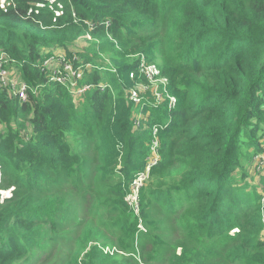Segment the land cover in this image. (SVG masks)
Here are the masks:
<instances>
[{
    "label": "trees",
    "instance_id": "obj_1",
    "mask_svg": "<svg viewBox=\"0 0 264 264\" xmlns=\"http://www.w3.org/2000/svg\"><path fill=\"white\" fill-rule=\"evenodd\" d=\"M0 51L27 85L0 89V264H264V0H14ZM149 66L164 101L136 105Z\"/></svg>",
    "mask_w": 264,
    "mask_h": 264
},
{
    "label": "built area",
    "instance_id": "obj_2",
    "mask_svg": "<svg viewBox=\"0 0 264 264\" xmlns=\"http://www.w3.org/2000/svg\"><path fill=\"white\" fill-rule=\"evenodd\" d=\"M13 1L14 0H0V7L6 8L12 6ZM86 38L89 39V36H86ZM6 66L8 68H6ZM44 67L48 69V72H50V76L53 79H55L58 83H61L62 85L69 88L73 94L80 95L85 91L89 90V86H83L81 88L76 87V82L80 80L81 73L79 72L78 69L73 68V66L69 63V61L65 59L63 55H61L60 51H55V53L51 54L46 59ZM147 68L148 67L145 68L144 74L146 79L150 80L151 72ZM61 74H66V78H62ZM142 87H145V89L142 88L143 91H146L148 88H150L149 85ZM0 89H5L10 95L16 96L21 102H24L26 99V92H27L26 83L13 70L8 57L1 51H0ZM152 91L154 92L155 99L158 102L162 101V99L157 98L159 92H157V90H153V88ZM132 100L139 104L141 98L139 99L138 97H136V93L133 92ZM170 105H171V101L169 106ZM133 191L136 192V190Z\"/></svg>",
    "mask_w": 264,
    "mask_h": 264
},
{
    "label": "rangeland",
    "instance_id": "obj_3",
    "mask_svg": "<svg viewBox=\"0 0 264 264\" xmlns=\"http://www.w3.org/2000/svg\"><path fill=\"white\" fill-rule=\"evenodd\" d=\"M85 40H87V39H85L83 37V39H80L77 42H75L74 48L80 50V49H85L86 47H88L90 43L85 41ZM106 63L107 62L105 60V64ZM6 68H8V67L6 66ZM147 69L151 72L150 80H147V83L151 89L153 88V90H157V92H158L159 87L164 86L166 84V81H165V79L158 77L157 71L153 66H149V68H147ZM61 77L66 78V74H61ZM142 88L145 89V87H142L140 84H138V85H135L133 89L128 90L130 93L128 99L130 101L134 102L136 105L138 103H136L135 101L132 100V93L135 92L136 97H138L139 99L140 98L142 99V97L140 96V93L143 92ZM157 98L163 99L160 93L158 94ZM162 101H164V99ZM260 142H261L260 144L262 145L261 148L263 149V152H262V154L253 158V161H252L250 168H249V170L252 171L255 175L257 174L256 177L254 178V181L257 183L258 187H259V182L257 181V179H262L264 181V134L260 137ZM158 161H159L158 150L154 147L152 156L148 160V166L152 165ZM244 165H245V162H244ZM143 180L144 179H138L135 182L133 190H136V188L141 187L143 185ZM256 183H254L252 181L251 185H254ZM10 192H11V189H10L9 185L3 181V178L1 177V174H0V201H2L4 198L9 197ZM130 197H132L131 204L137 206V197L135 195V192L132 191V194ZM148 209H149L148 220L151 222L152 228H157V230L155 232L156 235H161V230L159 227L156 226V223L158 221L162 220L164 223L163 229L169 231V234H168L169 240L172 242H178V241L182 240V237L176 235V228H168L167 227V224L172 223L173 220L170 217H165V216H162L161 214H159L158 213V206L156 204L150 202L148 205ZM262 222L264 223V216H262Z\"/></svg>",
    "mask_w": 264,
    "mask_h": 264
}]
</instances>
